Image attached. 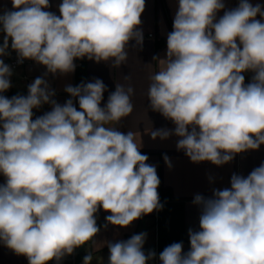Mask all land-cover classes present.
<instances>
[{
	"label": "clouds",
	"instance_id": "clouds-1",
	"mask_svg": "<svg viewBox=\"0 0 264 264\" xmlns=\"http://www.w3.org/2000/svg\"><path fill=\"white\" fill-rule=\"evenodd\" d=\"M0 12L3 44L9 40L18 63L33 60L44 76L27 95H0V243L28 264H57L100 232L96 214L127 227L163 208L156 167L146 161L133 132L105 125L134 110V89L116 83L101 107L107 86L101 79L65 87L73 99L53 97L45 77L73 73L75 59L126 64L129 42L141 48L145 0H62L60 15L45 11L49 0H11ZM225 9L224 0H178L166 57H153L159 70L149 76L148 107L171 120L174 129H156L151 139L179 137L177 150L193 162L222 166L235 155L264 145V10L249 0ZM262 19H256L257 16ZM252 72L245 85L242 73ZM13 70L0 59V93L10 89ZM130 79L129 76L124 77ZM44 104L51 111L33 119ZM172 168L170 158L163 156ZM211 180V177L209 178ZM230 188L197 194L199 230L188 229L190 248L166 246L161 264H264V163L247 176L233 173ZM147 233L107 241L109 264H147ZM92 255L83 258L91 264Z\"/></svg>",
	"mask_w": 264,
	"mask_h": 264
},
{
	"label": "crops",
	"instance_id": "crops-1",
	"mask_svg": "<svg viewBox=\"0 0 264 264\" xmlns=\"http://www.w3.org/2000/svg\"><path fill=\"white\" fill-rule=\"evenodd\" d=\"M240 0H224L225 9L217 13V20L223 16L224 11L238 6ZM255 6L260 4L264 10V0H249ZM50 7L44 9L60 15L58 7L62 0H49ZM178 8V0H145V10L141 15V25L139 26L143 33V45L141 48L133 47L135 41L129 42V56L126 64L119 68H113L110 62H100L83 59H75L76 65L73 73L55 76L48 74L45 79L48 81L51 89L55 91V99L58 103L64 104L68 99H73L77 110L79 109L78 99L72 98L65 87L68 85L77 86L82 82H92L95 79H101L107 86V91L103 94L101 107L107 103L108 96L115 91L116 83L131 86L134 93L131 101L134 105L133 112L126 118L121 119L119 123L105 125L114 127L117 130L127 133L131 131L135 135L137 144L142 143L140 151L149 157L147 164L156 167L157 175L160 179V185L157 189L160 203L163 208L159 211H153L151 214L143 215L140 219L133 221L127 227H119L107 223L105 217L111 215L102 208L96 214L99 223L100 232L84 246L74 250L75 256H80L83 264V258L90 253L93 257L91 264H103L109 260V249L107 241L116 242L127 240L134 234L141 232L147 233L144 244V252L147 254L155 248L156 258L147 262V264H161L159 260L160 251L158 249V226L159 217L167 227L171 222L172 230L176 231L177 242L183 243V251L187 252L190 248L188 229L199 230V206L193 204L195 195L200 194L210 198L213 189L230 188V178L233 173L247 176L254 168L264 163V145L258 150H248L244 153L235 155L234 159L222 166H216L211 162L193 163L183 150H177L176 143L179 137L173 135L166 140L157 138L151 139L149 133L156 129H174L175 125L171 120L164 118L160 113L152 111L148 107L147 90L150 83L149 76L159 70V63L153 57L163 59L167 52V34L173 31V20ZM13 10L11 0H0V12ZM256 19H262L259 15ZM2 27V26H0ZM0 31V45L3 44V36ZM11 53L8 56L0 57L4 61L16 54L11 49V40H9V49ZM28 63L13 69V75L10 77L11 87L4 93L8 98L14 95H27V86L37 77L44 76L46 67L28 60ZM130 79L125 80L124 77ZM51 111L50 104H44L38 109H33V119L42 116ZM167 155L172 168L169 169L163 159ZM211 177V180L209 179ZM6 178L0 174V184L5 183ZM179 209L181 213L179 215ZM171 229V227L169 228ZM172 230L168 234L171 237ZM72 254V255H73ZM72 255L65 256L59 264H66ZM0 264H28L27 257L16 255L8 249L3 243H0ZM48 264H57L55 260Z\"/></svg>",
	"mask_w": 264,
	"mask_h": 264
},
{
	"label": "trees",
	"instance_id": "trees-1",
	"mask_svg": "<svg viewBox=\"0 0 264 264\" xmlns=\"http://www.w3.org/2000/svg\"><path fill=\"white\" fill-rule=\"evenodd\" d=\"M244 76H245V85H247L248 83L251 82V79H252V76H253V73L252 72H245V73H242ZM181 213V209H179V215ZM97 226H99V223L97 222ZM172 226L171 225V222L169 223V226L167 227L166 225L163 224V221H162V218L160 219L159 217V226H158V249L160 251H163V249L172 244V243H176L177 241V238L174 236L176 235V231L178 230V228L180 229V227L176 228V229H173L172 230ZM171 227V229H169ZM172 230V236L169 237L168 234L170 233V231ZM81 257L76 255L75 256V260H76V263L79 264L81 262ZM66 264H71V262H67ZM103 264H109V260L106 261L105 263Z\"/></svg>",
	"mask_w": 264,
	"mask_h": 264
},
{
	"label": "built area",
	"instance_id": "built-area-1",
	"mask_svg": "<svg viewBox=\"0 0 264 264\" xmlns=\"http://www.w3.org/2000/svg\"><path fill=\"white\" fill-rule=\"evenodd\" d=\"M17 60H18V57H17V54H15L14 56H12V57L8 58L7 60H5L4 63L7 64V65H10L12 70L16 69L19 66H22V65H25V64L28 63L27 59H25L23 61V63H18ZM69 261L71 262V264H77L76 260H75V254L72 255V257L69 259Z\"/></svg>",
	"mask_w": 264,
	"mask_h": 264
},
{
	"label": "water",
	"instance_id": "water-1",
	"mask_svg": "<svg viewBox=\"0 0 264 264\" xmlns=\"http://www.w3.org/2000/svg\"><path fill=\"white\" fill-rule=\"evenodd\" d=\"M153 251H155V248L153 249Z\"/></svg>",
	"mask_w": 264,
	"mask_h": 264
}]
</instances>
